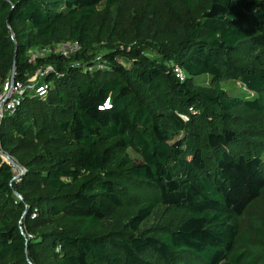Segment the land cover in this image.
Returning <instances> with one entry per match:
<instances>
[{
    "label": "trees",
    "instance_id": "16d2710c",
    "mask_svg": "<svg viewBox=\"0 0 264 264\" xmlns=\"http://www.w3.org/2000/svg\"><path fill=\"white\" fill-rule=\"evenodd\" d=\"M103 2L119 0H0V92L13 70L26 83L52 67L47 95L26 92L1 122L0 264H264V218L257 242L238 226L264 196V0H177L156 41L110 29ZM64 40L81 51L29 62ZM102 40L115 48L89 70Z\"/></svg>",
    "mask_w": 264,
    "mask_h": 264
},
{
    "label": "rangeland",
    "instance_id": "374dc122",
    "mask_svg": "<svg viewBox=\"0 0 264 264\" xmlns=\"http://www.w3.org/2000/svg\"><path fill=\"white\" fill-rule=\"evenodd\" d=\"M99 9L102 11V18H108L109 23H106V25L110 29H114V25L118 26L120 36H126L129 40H135L137 35L141 38H148L154 41L162 40L167 38L179 20L177 0H119L117 4L112 5L108 10L106 9V2H103L99 6ZM110 41L102 40L97 42L95 49H93L97 60H101L106 51L115 48L114 41ZM41 75V73L38 75L39 79L37 77V82L43 78V75ZM196 83L201 90L215 93L213 79L210 75L204 74L199 76L196 79ZM221 87L233 96L245 98L252 95V92L239 80L230 79L223 81ZM31 94L36 95L34 91ZM183 116L188 119L189 113L183 114ZM238 128H241V125ZM194 129L200 132L198 127H194ZM183 136H185V132L182 131L174 134L172 137L173 139H179ZM199 143L205 146L206 152H208L205 139H200ZM128 151L132 158L138 161L141 160V156L133 148H129ZM252 218H264V196L256 200L249 207L247 213L238 220L239 229L249 233L252 240L257 242L251 229ZM185 256L184 261L189 264H202L192 255Z\"/></svg>",
    "mask_w": 264,
    "mask_h": 264
},
{
    "label": "built area",
    "instance_id": "2783aa9c",
    "mask_svg": "<svg viewBox=\"0 0 264 264\" xmlns=\"http://www.w3.org/2000/svg\"><path fill=\"white\" fill-rule=\"evenodd\" d=\"M81 49L82 46L80 42L77 40H64L47 45H38L29 52V62H36L37 59L44 58L52 54L71 56L81 51ZM97 61L98 62L89 66L88 69L89 70H93L95 68L103 69L105 67V64L102 61L100 60ZM51 68L52 67L50 66L44 68V71L42 67L39 68L35 72V74L29 77L26 83L17 79L16 77L13 78V74L15 73V70H13V72H11L6 77L4 83L2 84V90L0 92V126L5 116L15 113L17 107L21 103L22 96L26 92L31 93L32 91H34L36 95H39L41 97L47 95L49 91V85L45 82L44 76ZM174 70L176 72L177 77L181 79L185 77V73L180 66L176 65ZM40 73L43 75V78L40 77L41 79L37 82L36 80ZM2 157L4 158L5 161L9 163V165L12 166V169L15 172L14 179H16V181H20L21 175L24 173L25 169L22 166H20L14 158L12 157L7 158L4 153H2ZM15 194H16L15 202L17 203L18 200L21 198V196L17 193ZM36 216H37V211H34L32 217L34 218ZM28 237L31 238L32 235L29 234Z\"/></svg>",
    "mask_w": 264,
    "mask_h": 264
},
{
    "label": "water",
    "instance_id": "95a60500",
    "mask_svg": "<svg viewBox=\"0 0 264 264\" xmlns=\"http://www.w3.org/2000/svg\"><path fill=\"white\" fill-rule=\"evenodd\" d=\"M13 78H15V74H13ZM5 156L7 157V158H10V156L8 155V154H5ZM26 215V211L24 212V216Z\"/></svg>",
    "mask_w": 264,
    "mask_h": 264
}]
</instances>
